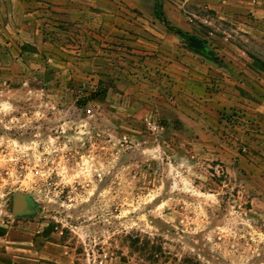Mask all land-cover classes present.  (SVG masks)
<instances>
[{"label": "rangeland", "instance_id": "1", "mask_svg": "<svg viewBox=\"0 0 264 264\" xmlns=\"http://www.w3.org/2000/svg\"><path fill=\"white\" fill-rule=\"evenodd\" d=\"M159 1L203 50L156 0H0V264H264L262 117L202 101L264 103L260 16Z\"/></svg>", "mask_w": 264, "mask_h": 264}, {"label": "crops", "instance_id": "2", "mask_svg": "<svg viewBox=\"0 0 264 264\" xmlns=\"http://www.w3.org/2000/svg\"><path fill=\"white\" fill-rule=\"evenodd\" d=\"M250 3H254V9L260 20L251 25L250 31L258 39L261 38V33L264 30V0H249ZM246 74L232 73L230 78H227V84L222 83L211 95L204 96L203 105L204 109L209 111H218L219 109H230L232 107H243L249 114L253 112L262 117L264 124V103L256 102L255 96L258 91V86L256 87L255 77L251 70L247 68L245 70ZM245 77V81L238 80V77ZM234 78V79H233ZM261 78V79H259ZM257 80L262 83V93H264V73L258 76ZM241 84L245 87L246 92H242V88L236 86V84ZM257 91V92H256ZM263 113H262V112Z\"/></svg>", "mask_w": 264, "mask_h": 264}, {"label": "water", "instance_id": "3", "mask_svg": "<svg viewBox=\"0 0 264 264\" xmlns=\"http://www.w3.org/2000/svg\"><path fill=\"white\" fill-rule=\"evenodd\" d=\"M191 46L203 50L205 48V44L199 40L198 38H192ZM14 213L20 214L27 211L28 206L30 205V197L26 194L15 192L14 193Z\"/></svg>", "mask_w": 264, "mask_h": 264}, {"label": "trees", "instance_id": "4", "mask_svg": "<svg viewBox=\"0 0 264 264\" xmlns=\"http://www.w3.org/2000/svg\"><path fill=\"white\" fill-rule=\"evenodd\" d=\"M154 13L157 16V18L167 26V28L179 35L182 39L190 41L192 39V35L189 34L187 31L182 30L181 28H178L173 24V22L168 18L165 11L163 10L162 4L159 0H156L154 4Z\"/></svg>", "mask_w": 264, "mask_h": 264}]
</instances>
